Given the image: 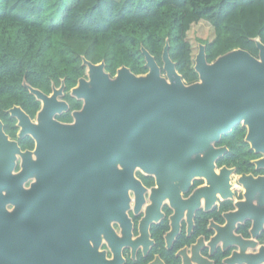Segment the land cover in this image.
<instances>
[{"label": "water", "instance_id": "1", "mask_svg": "<svg viewBox=\"0 0 264 264\" xmlns=\"http://www.w3.org/2000/svg\"><path fill=\"white\" fill-rule=\"evenodd\" d=\"M253 40L257 56L238 47L210 62L205 45L198 43L193 65L198 79L191 83H186L176 70L167 38L161 53L162 67L144 46L140 47L148 69L144 74H135L121 65L110 75L105 70L104 60L94 63L83 56L85 76L71 89V94L82 99L83 105L72 113L74 122L70 124L51 120L54 112L67 108L63 102L52 106L54 98L61 94L63 81L59 88L53 87L51 95L23 82L29 92L42 101L34 128L41 126L47 116L52 127L70 136L64 141L71 152L88 150L92 154V158L81 165L83 173L92 174L89 179L92 193L77 198L88 201L91 207L88 213L91 235L86 245L82 242L83 250L87 248L101 256L103 252L96 250L100 234H114L112 220L126 222L128 190L136 186L144 189L134 176L137 166L145 173L154 174L159 184L157 191L170 182L182 187L197 174L209 177L214 175L215 160L226 149L216 147L215 143L241 125L246 129L244 141L254 153L261 154L253 160L256 168H264V43L258 37ZM10 112L18 118V125L22 126V118L28 120L18 106H13ZM88 144L92 149H87ZM220 171L227 174L231 170L222 167ZM242 180L247 181L245 199L256 195L260 200L264 176L242 173ZM42 199L43 202H38L37 198H19L16 204L11 203L30 208L57 204L56 198L44 196ZM5 205L6 201L0 197L2 217ZM45 207L54 208L53 205ZM263 212L261 206L257 207V213ZM252 233L256 232L252 229ZM78 248L73 249L77 256L81 254ZM251 256L253 264L264 262V245ZM19 257H25L24 252L10 251L9 245L0 244V264H32L28 259H16ZM50 259L47 256L42 263H51Z\"/></svg>", "mask_w": 264, "mask_h": 264}, {"label": "flooded vegetation", "instance_id": "2", "mask_svg": "<svg viewBox=\"0 0 264 264\" xmlns=\"http://www.w3.org/2000/svg\"><path fill=\"white\" fill-rule=\"evenodd\" d=\"M85 71L80 77L85 76ZM62 81L63 78L58 85L52 81L49 92L36 89L51 95L53 87L59 88ZM76 85L77 82L66 89L64 82L52 106L63 102L67 108L54 112L51 120L74 122L72 113L83 105L82 99L71 94ZM34 99L38 106L33 113L36 102L25 108L14 104L0 116V197L6 201L4 217L0 216V244L9 245L10 251L24 252L25 257L16 259H28L32 264H47L42 263L47 256L52 258L48 264H253L251 255L264 245V212L257 213L259 206L264 211V186L261 185L260 200L256 195L246 200V186L240 176H264V168H256L253 162L261 154L250 159L253 166L249 170L237 172L235 165L220 163L228 147L219 140L215 146L226 149L215 160L214 175L197 174L189 184L177 187L170 182L159 191L155 190L159 184L154 174L137 166L134 176L144 189L136 186L128 190L127 220H112L114 234H100L96 250L103 254L96 256L81 248L91 235V207L88 201L77 200L92 193V174L83 173L84 166L81 167L92 154L88 150L71 152L64 141L70 136L52 127L47 116L41 126L34 128L42 108V101ZM13 106L27 116V121L22 118L23 127L10 112ZM86 147L92 149L91 144ZM222 167L231 171L222 174ZM44 196L56 198L57 204L30 208L11 203L16 204L19 198L43 202ZM77 246L81 253L78 256L73 250Z\"/></svg>", "mask_w": 264, "mask_h": 264}, {"label": "trees", "instance_id": "3", "mask_svg": "<svg viewBox=\"0 0 264 264\" xmlns=\"http://www.w3.org/2000/svg\"><path fill=\"white\" fill-rule=\"evenodd\" d=\"M62 6L63 0H0V116L14 104L25 108L36 102L23 79L45 92L61 78L66 89L75 85L85 71L82 56L94 63L104 60L110 75L121 65L144 74V46L162 67L166 38L176 70L186 83L194 82L198 76L187 35L203 20L214 29L211 41L197 39L209 62L238 47L257 56L253 39L264 43V0H75L52 23ZM245 133L237 125L219 142L228 147L220 163L235 165L237 172L249 170L257 156Z\"/></svg>", "mask_w": 264, "mask_h": 264}, {"label": "rangeland", "instance_id": "4", "mask_svg": "<svg viewBox=\"0 0 264 264\" xmlns=\"http://www.w3.org/2000/svg\"><path fill=\"white\" fill-rule=\"evenodd\" d=\"M75 0H63V6L59 8L55 15L52 17V23H58L63 15V10L65 7H69L73 5ZM214 38V29L207 21H200L197 24L191 26L187 40L190 42L193 48V56L197 53L198 49V41L197 39H203L207 41H211ZM194 65V64H193ZM261 156V155H260Z\"/></svg>", "mask_w": 264, "mask_h": 264}, {"label": "bare ground", "instance_id": "5", "mask_svg": "<svg viewBox=\"0 0 264 264\" xmlns=\"http://www.w3.org/2000/svg\"><path fill=\"white\" fill-rule=\"evenodd\" d=\"M21 124H22V127L24 126V121L23 120H21ZM153 174V173H152ZM244 182V186H246L247 185V181H243ZM245 190H246V188H245ZM226 192V191H225ZM224 192V193H225ZM222 193V192H221ZM224 193L222 194V195H224Z\"/></svg>", "mask_w": 264, "mask_h": 264}]
</instances>
